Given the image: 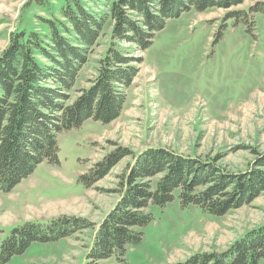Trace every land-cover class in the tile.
I'll list each match as a JSON object with an SVG mask.
<instances>
[{
	"label": "rangeland",
	"instance_id": "obj_1",
	"mask_svg": "<svg viewBox=\"0 0 264 264\" xmlns=\"http://www.w3.org/2000/svg\"><path fill=\"white\" fill-rule=\"evenodd\" d=\"M83 1L97 13H108L110 0ZM262 1L244 0L238 9L248 12ZM62 4L0 0V54L21 26L49 34L47 22L61 19ZM230 11L184 12L170 19L143 53L120 44L138 72L121 116L110 124L87 120L59 134L58 164L44 162L11 192H0V245L26 222L85 218L98 225L122 197L120 177L135 156L150 148L195 159L203 170L215 167V187L229 193L235 180L257 184L256 171H264V14L253 17L251 34L248 25L234 19L224 26ZM111 29L109 19L75 90L89 88V80L96 78ZM125 149L133 156L121 159L92 187L83 186L80 176ZM247 198L251 203L221 217L196 206L183 208L178 195L164 208L153 207L154 220L141 244L128 249L126 264H178L196 254L226 252L264 226V190ZM93 234L85 230L56 242L33 243L7 264H85Z\"/></svg>",
	"mask_w": 264,
	"mask_h": 264
},
{
	"label": "trees",
	"instance_id": "obj_2",
	"mask_svg": "<svg viewBox=\"0 0 264 264\" xmlns=\"http://www.w3.org/2000/svg\"><path fill=\"white\" fill-rule=\"evenodd\" d=\"M62 1L61 19L47 22L49 34L21 26L0 54V192H11L44 162L58 164L59 134L79 128L87 120L110 124L121 116L127 90L138 72L132 66L133 57L120 44L143 53L170 19L192 9L231 10L224 26L234 19L248 25L251 34L253 17L264 14V1L246 12L238 9L244 0H110L104 14L83 0ZM109 19L110 46L98 62V74L89 80V88L75 90ZM73 92L79 95L75 98ZM129 156L133 154L126 149L117 151L80 176V182L86 189L92 187ZM199 163L163 149L141 152L120 177L122 197L98 225L85 218L26 222L1 242L0 264L23 254L33 243L56 242L85 230L94 231L85 264H126L128 249L141 244L144 229L154 220L150 213L153 207L164 208L178 195L183 208L196 206L221 217L251 203L247 197L253 191L264 190V171H256L257 184L251 185L249 179L241 183L235 180L233 185H237L229 193L225 187H215L219 179L215 167L203 170ZM158 176L160 179L153 182ZM236 193L238 196L233 195ZM263 261L264 226L245 234L226 252L196 254L178 264Z\"/></svg>",
	"mask_w": 264,
	"mask_h": 264
}]
</instances>
